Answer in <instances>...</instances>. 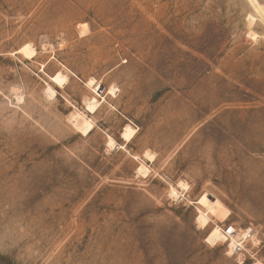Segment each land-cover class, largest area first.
<instances>
[{"label":"rangeland","instance_id":"1","mask_svg":"<svg viewBox=\"0 0 264 264\" xmlns=\"http://www.w3.org/2000/svg\"><path fill=\"white\" fill-rule=\"evenodd\" d=\"M0 264H264V0H0Z\"/></svg>","mask_w":264,"mask_h":264},{"label":"bare ground","instance_id":"2","mask_svg":"<svg viewBox=\"0 0 264 264\" xmlns=\"http://www.w3.org/2000/svg\"><path fill=\"white\" fill-rule=\"evenodd\" d=\"M253 21H254L253 16L249 15L248 22L251 24ZM249 34L252 37L256 36L252 32H250ZM19 50L26 57H29L34 54V50L29 44H24L23 46L20 47ZM51 80L61 85L67 81L66 76L62 75V73L61 74L57 73L55 76L51 78ZM85 84L87 86H91L92 84H96V83L94 82V79H89ZM109 92L113 93L112 89H110ZM45 93L48 96L55 95L54 89L49 85L45 89ZM100 105H101L100 100L96 99L95 97H90L85 102L86 110L91 114H94L98 110ZM71 119L77 130L80 131L83 135H87L94 128V124L92 120L87 118L82 113L73 112L71 114ZM134 134H135L134 129L129 125H125L121 133V139L123 140L124 143H128L133 138ZM107 146L109 148L121 147V145L116 144L114 139L111 137H108ZM146 171L147 168L143 164H140V166L138 167V172L145 173ZM178 186L182 190V192H185L187 189V185L184 182H179ZM169 194L174 199H179L180 197H182V195H180L173 187L171 188ZM229 215L230 212L227 208H225L216 198H211L205 207V211L197 208V214L194 217V222L199 229H205L207 226H209L210 223H212L211 229L205 236V240H204L205 243H207L212 247L215 246V244L218 242L222 244L227 243L229 247L228 253L230 254L234 249H236L238 245L242 247V243L245 242L248 239V237H250L249 234L250 230L249 229L237 230L234 229L233 227H230L231 229L229 234L225 232L226 228L225 230L224 229L221 230L220 223L226 221ZM223 230L225 233L223 232ZM252 242L256 244V239L252 238Z\"/></svg>","mask_w":264,"mask_h":264},{"label":"built area","instance_id":"3","mask_svg":"<svg viewBox=\"0 0 264 264\" xmlns=\"http://www.w3.org/2000/svg\"><path fill=\"white\" fill-rule=\"evenodd\" d=\"M226 233H228V234L230 233V227H229V229L227 230ZM242 249H243V247H241L240 245H238V246L236 247V252L239 253Z\"/></svg>","mask_w":264,"mask_h":264}]
</instances>
